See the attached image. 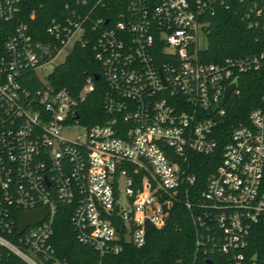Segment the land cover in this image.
Listing matches in <instances>:
<instances>
[{"label": "built area", "instance_id": "2783aa9c", "mask_svg": "<svg viewBox=\"0 0 264 264\" xmlns=\"http://www.w3.org/2000/svg\"><path fill=\"white\" fill-rule=\"evenodd\" d=\"M23 1L0 0V264H71L53 247L59 206L68 207L85 264H111L126 243L143 247L146 223L162 229L175 204L190 213L202 264L214 255L215 264H263L264 97L223 130L239 76L256 71L263 54L198 61L213 0H65L40 39L36 9L20 20ZM85 25L107 117L91 126L78 108L94 75L71 95L51 85L53 70L45 74L63 51L91 42ZM27 71L39 82L33 92L20 83ZM72 127L84 129L83 140L62 135ZM194 154L215 161L201 188ZM43 209L20 232V214Z\"/></svg>", "mask_w": 264, "mask_h": 264}, {"label": "trees", "instance_id": "16d2710c", "mask_svg": "<svg viewBox=\"0 0 264 264\" xmlns=\"http://www.w3.org/2000/svg\"><path fill=\"white\" fill-rule=\"evenodd\" d=\"M65 0H24L20 20L26 17L31 9L37 10L33 22L35 38L44 36L48 19L60 9ZM255 4L253 9L252 5ZM39 5H41L39 7ZM207 14L208 33L206 47L197 58L202 63H221L228 58L245 57L263 54L256 71L241 74L238 79V95L228 98L225 104L224 132L231 125L244 122L250 110L260 106L264 97V0H213ZM114 8L108 11V17L115 16ZM259 11V14H257ZM86 37L89 44H77L66 55L62 64L56 66L49 81L52 86L64 89L71 95H77L87 77L99 74L101 67L94 57L92 49V31ZM3 34H0V41ZM23 88L34 91L39 82L33 72L27 71L20 79ZM105 85L102 79L94 83V91L78 108L79 122L84 125L102 124L107 120L103 112ZM212 156L194 154L190 158V170L197 177L198 188L203 187L206 178L214 170ZM195 226L190 213L181 204H175L167 224L160 230L151 224L145 225V245L135 248L130 244L123 246L122 252L109 259L111 264H202L195 258ZM53 247L64 254L71 264H85L83 254L86 248L79 244L70 222L68 207L59 206L53 223ZM256 248L264 264V244ZM97 256L92 251V262ZM216 255L213 257L215 264Z\"/></svg>", "mask_w": 264, "mask_h": 264}, {"label": "rangeland", "instance_id": "374dc122", "mask_svg": "<svg viewBox=\"0 0 264 264\" xmlns=\"http://www.w3.org/2000/svg\"><path fill=\"white\" fill-rule=\"evenodd\" d=\"M66 54H67V50L63 51V53L59 57L56 58V60L54 61V63L52 65L47 66L45 68V74L50 73L55 66H58V65L62 64L64 62V60H65ZM83 134H84V129L83 128L72 127V128H67L66 130H64L62 135L67 140L74 141V140H76V137H81V139H82ZM120 190H121L120 204H121L122 207L127 208L128 204H127V200H126V197H125V194H124L123 184H120Z\"/></svg>", "mask_w": 264, "mask_h": 264}, {"label": "water", "instance_id": "95a60500", "mask_svg": "<svg viewBox=\"0 0 264 264\" xmlns=\"http://www.w3.org/2000/svg\"><path fill=\"white\" fill-rule=\"evenodd\" d=\"M94 80L97 81L99 80V75L96 74L94 75ZM233 89V86L230 85L228 86L225 91H224V97L221 101L220 104H223L225 99L227 98L228 94L230 91ZM49 210L48 209H43V210H37V211H32L28 213H21L20 214V232H22L26 227L33 226L39 222H41L45 216L48 214ZM207 264H210V262H207Z\"/></svg>", "mask_w": 264, "mask_h": 264}]
</instances>
